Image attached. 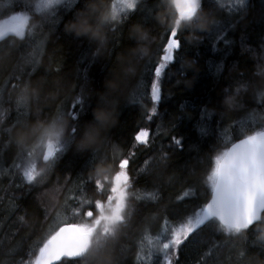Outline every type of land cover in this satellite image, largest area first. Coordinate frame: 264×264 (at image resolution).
Wrapping results in <instances>:
<instances>
[{
    "label": "snow or ice",
    "instance_id": "1",
    "mask_svg": "<svg viewBox=\"0 0 264 264\" xmlns=\"http://www.w3.org/2000/svg\"><path fill=\"white\" fill-rule=\"evenodd\" d=\"M95 2L85 0L82 6L79 0H9L6 6L9 11L0 14L3 16L0 18V62H6L9 57H19L9 78L14 81L11 82V91L5 93V90H0V125L11 124V127L0 128V133L5 136L0 146V167L7 166L4 174L9 177V187L22 190V194H30L74 142L85 137L86 133L90 141H96L95 129L102 124L94 117V110H102L104 123L111 121L115 97L105 93L94 105L87 87L90 82L89 71L107 43L104 36L96 54L87 61V66L78 68L77 79L81 82L79 90L70 101H61L50 119L53 124L57 119H67L69 122L63 141L54 143L35 135L38 129L30 124L33 119L31 108L34 102L39 101L41 86L33 85L32 78L46 55L45 29L50 31V26L59 23L61 14L75 13L74 22L70 23L88 22L98 30L103 29L104 33H116L136 13L147 12L148 15L142 21L144 24L155 18L157 11L162 13L159 20L163 32L158 37L160 46L153 54L156 58L149 56L147 47H140L133 56L135 61H143L145 57L148 60L130 97L134 105L146 109L142 119L155 125V128H138L127 151L119 156L116 155L117 146L112 145L111 167L97 170L95 177L86 178L81 173L76 180H72L71 176H66L64 184H72L76 191L68 189L70 194L64 198L62 212L57 211L55 217H51L47 206L44 207V220L52 219L54 227L45 239L30 246L26 253L27 259L20 255V259L14 260L13 264H119L116 255L118 241L125 230L133 226L134 217L141 215L140 205L159 204L162 199L159 187H149V178L159 179L167 171L171 155L178 150L182 152L188 140L187 134H173L167 140L161 138L165 120L175 130L186 117L176 115L168 108L159 110L162 100L166 101L170 95L164 92L166 85L171 83L174 76L185 75L183 60L188 51L185 35L192 31L197 39L199 34H203L213 52L227 53L234 43L228 38V33L243 18L242 15L235 21L214 18L217 6H223L222 0L206 5L204 0H171L170 3L168 0L163 3L156 0V6L152 8L148 6L147 0H111L110 10L106 4L100 12L90 7ZM236 5L235 8L229 6L228 11L242 14L246 0H236ZM78 8L82 10L77 11ZM202 19L209 20L210 26L207 31H196L194 26ZM186 20L192 21V28L181 27ZM118 25L121 27L118 28ZM137 33L138 36L133 39L139 43L151 42L152 38L147 33L139 29ZM220 43L225 45L224 49L218 48ZM85 60L86 57L81 56L78 64H85ZM177 64L180 65L178 68ZM258 66V74L264 77V55L260 57ZM208 67L212 68L211 61H208ZM223 71L224 64L221 61L215 66V72L219 74ZM128 72L134 73V66H130ZM249 91L255 107L247 106L246 93ZM222 95L225 97L223 103L229 109L242 110V114L226 121L224 112L220 113L218 120L213 118L214 114L207 107L198 112L194 127L200 133L202 142L207 137L208 155L198 154L191 158L195 164L188 176L195 178L202 172V180L199 185L188 184L185 180L186 187L175 198L177 203L186 200H195L197 203L190 212L182 215L175 212L169 215L165 211L154 233L150 227H145L138 237L134 264H180L182 246L187 247L205 230L212 242L196 264H208L209 258L214 256V250L220 247L216 240L221 237L226 238L224 245L237 250V260L248 257V241L253 235L259 241V264H264V81L256 83L245 80L241 73L238 79L230 78ZM179 107L182 110L184 105ZM36 119L39 121V116ZM48 122H38L36 125ZM106 142V138L101 135L97 144ZM141 146L155 154L146 155L142 163L137 165ZM13 147L15 152L10 155ZM99 151V148L93 149L92 164ZM197 151L201 153L204 150L197 148ZM107 159L105 156L100 162L103 164ZM205 162L206 167H201ZM41 163L44 167H40ZM188 164L189 161H185L184 167ZM18 173L22 174L19 182L15 179ZM174 178L173 174L169 181ZM141 180L144 181L143 186ZM89 185H92L91 196L88 194ZM3 191L7 192L8 188ZM0 203H4L2 196ZM18 207L17 198L10 196L6 210L11 213ZM18 219L23 223L26 216H19ZM147 219V216L143 217V220ZM256 246L257 241H252L251 247ZM14 253L16 249H10L6 255Z\"/></svg>",
    "mask_w": 264,
    "mask_h": 264
},
{
    "label": "trees",
    "instance_id": "2",
    "mask_svg": "<svg viewBox=\"0 0 264 264\" xmlns=\"http://www.w3.org/2000/svg\"><path fill=\"white\" fill-rule=\"evenodd\" d=\"M160 2L163 3L164 0H160ZM209 2L216 3V0H204L205 5ZM8 3L9 0H0V14L9 11L6 7ZM79 3L83 6L85 0H79ZM105 3L109 5L110 10L111 0H105ZM147 3L150 8L156 6V0H147ZM222 3L223 6H217L214 18L222 21L229 19L235 21L241 15L243 16L236 27L228 33V38L234 43L227 53L224 51L213 52L210 42L203 38V34H199L197 39L192 42H189L188 37L193 34L187 33L185 35L184 39L188 45V51L183 60L185 75L174 76L171 83L166 85L164 92L166 95H170L166 101L162 100L159 110L164 111L165 108H168L176 115L182 114L186 117L175 130L165 120L161 138L167 140L173 134H187L188 140L185 142L182 152L178 150L171 155L167 171L159 179L152 180L151 177L149 178V187H159L162 199L159 204L140 205L141 215L134 217L133 226L126 229L118 241L116 255L119 257V264H134L138 237L145 227H150L154 233L159 226L160 217L165 211L169 215L174 212L182 215L190 212L197 203L195 200L177 203L175 198L186 187L185 180L188 184L197 185L202 180V172L198 173L195 178L188 176L192 170V165L195 164V160L191 158L198 154L208 155L206 151L207 137H204L202 142L200 133L194 127L200 109L207 107L209 112L214 114L213 118L216 120L220 118V113L224 112L225 120L228 121L242 114V110L229 109L223 103L225 97L222 95V90L228 86L230 78L238 79L243 73L245 80H253L256 83L264 81V77L258 74V62L260 57L264 55V0H246V8L242 14L228 11L229 6L233 8L237 6L236 0H222ZM81 10L82 8L77 9V11ZM205 10L207 11L206 7ZM147 15V12L136 13L122 26L121 31L105 33L107 43L89 71L90 82L87 87L91 91L93 104L98 103L100 97L110 90L116 99L115 117L102 134L107 142L96 144L88 151H78L76 142H74L61 155L55 166L46 172L42 178V183L37 184L30 194H22V190L9 187V177L4 174L7 166L0 167V196L4 197V203H0V264H13L14 260L20 259V255H24V258L27 259L26 253L30 246L36 245L46 238L50 230L47 231L46 229L48 226L53 227V220H44V207L47 206L50 209L51 217H55L57 211L62 212L61 205L64 198L70 194L68 189L73 188V191H76L72 184H64L66 176H71L72 180H76L81 173L86 178L88 176L95 177L97 170L111 167L112 145L117 146L116 155L119 156L120 153L127 151L138 128L148 126L154 130L155 125L142 119L146 109L134 105L130 98L132 89L139 82L144 71V65L148 60V57H145L143 61H135L133 60V53L137 52L140 47H147L149 56H153L160 46L158 37L163 32L159 20L162 13L157 11L155 18L144 24L142 21ZM74 17L75 13L61 14L59 23L50 26V31L45 29L47 36L46 55L32 78L33 85L39 84L41 86L39 101L34 102L31 108L33 119L30 124L32 126L38 122L50 121L55 115L57 105L61 101L71 100L72 95L79 90L81 83L77 79L78 68L86 67L87 61L96 54V49L99 47L98 43L92 42L86 37H77L67 30L66 25L70 21L74 22ZM0 18L3 16L0 15ZM117 27L121 26L118 25ZM137 29L147 33L152 38L151 42L141 44L137 39H133L134 36H138ZM218 48L224 49L225 45L220 43ZM244 49H248V51ZM198 52L199 56H197ZM81 56L86 57L83 65L78 64ZM155 58L153 56V59ZM18 60V56H13L9 57L6 62H0V90H5V93L11 91V82L14 81H10L9 78ZM208 61L212 62L211 69L208 67ZM221 61L224 64V71L216 74L215 66ZM130 66H134V73L128 72ZM179 66V64L176 65L177 68ZM111 85L116 87L112 88ZM251 95V91L246 93L247 106L255 107L250 99ZM180 105H184L182 110ZM37 116H39V121L36 119ZM187 117H191V119H187ZM88 118H91L90 115ZM156 123L161 122L156 121ZM5 126L11 127V124L0 125V128ZM4 139V134L0 133V146H2ZM29 140L31 142L30 138ZM94 148H99L100 151L95 163L92 164ZM197 148L204 151L198 153ZM14 152L15 148L13 147L10 155ZM148 154L155 153L141 146L136 164L140 165ZM105 156L108 159L102 164L100 161L104 160ZM185 161H189L187 167H184ZM86 165L91 166L85 167ZM201 167H206V162ZM173 174L175 178L169 181V177ZM15 179L19 182V173ZM40 179L38 178V180ZM140 183L143 186L144 181L141 180ZM4 188H8V191H3ZM91 189L92 185H89L88 194L90 196L92 195ZM13 195L17 198L19 207L15 212L10 213L6 209L9 204V197ZM19 216H26L25 222L21 223L18 219ZM145 216L148 217L146 221L143 220ZM224 239L226 238L221 237L216 240V244L220 247L214 250V256L209 258L208 264H259L260 258L257 255L259 241L256 235L251 236L248 241L250 255L240 260H237V250L224 245ZM254 240L257 241V246L251 247ZM211 242L210 234L205 230L200 236L193 239L187 247L182 246L180 264H196L207 251ZM10 249H16V253L11 256L6 255Z\"/></svg>",
    "mask_w": 264,
    "mask_h": 264
},
{
    "label": "clouds",
    "instance_id": "3",
    "mask_svg": "<svg viewBox=\"0 0 264 264\" xmlns=\"http://www.w3.org/2000/svg\"><path fill=\"white\" fill-rule=\"evenodd\" d=\"M170 3L171 0H168ZM106 5L105 0H96L95 4L90 5V7H94L97 12H100L103 9V6ZM101 20L103 17H100ZM163 22V21H161ZM174 24V21H173ZM188 26L189 28L193 27L192 21H184L182 22L181 27ZM210 26V21L206 19H202L199 24H196L195 30L204 32L207 31ZM66 28L69 32L74 33L77 37H86L92 42L98 43V45L101 44L102 38L105 36V33L103 29L98 30L93 24L88 23V22H83V23H69L66 25ZM189 33H192V31H189ZM189 42H192L196 40L193 35H190L188 37ZM137 52H134L133 55H136ZM23 91V89L21 90ZM108 95H111V90L107 93ZM105 95V94H104ZM103 95V96H104ZM101 109H96L94 110V117L101 122L102 126L100 128L95 129V134H96V141H90L87 137V133L85 134V137L81 138L80 140L76 141V148L78 151H88L89 149L93 148L98 142L100 136L103 134L105 131L106 127L108 126V123H104L101 118ZM115 112H116V103L115 105L111 108V121L115 117ZM68 121L67 119H57L55 124L53 122L49 121L48 123H43V124H38L34 125L32 127L37 128L38 131L35 133V135L43 140H51L54 143H60L63 141L67 134V129H68ZM29 135L31 136L32 133L30 131Z\"/></svg>",
    "mask_w": 264,
    "mask_h": 264
},
{
    "label": "rangeland",
    "instance_id": "4",
    "mask_svg": "<svg viewBox=\"0 0 264 264\" xmlns=\"http://www.w3.org/2000/svg\"><path fill=\"white\" fill-rule=\"evenodd\" d=\"M40 167H44V165L41 163ZM38 170H39V169H38ZM19 175L21 176L22 174L19 173ZM51 227H52V226H48L46 230H47V231H48L49 229L51 230ZM53 227H54V224H53ZM50 230H49V231H50Z\"/></svg>",
    "mask_w": 264,
    "mask_h": 264
}]
</instances>
